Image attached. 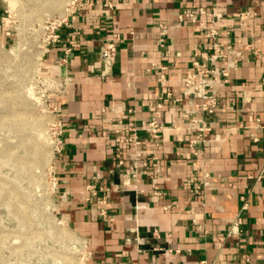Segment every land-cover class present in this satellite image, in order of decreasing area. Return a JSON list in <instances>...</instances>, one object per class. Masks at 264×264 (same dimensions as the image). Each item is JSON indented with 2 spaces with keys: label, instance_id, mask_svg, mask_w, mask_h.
<instances>
[{
  "label": "crops",
  "instance_id": "crops-1",
  "mask_svg": "<svg viewBox=\"0 0 264 264\" xmlns=\"http://www.w3.org/2000/svg\"><path fill=\"white\" fill-rule=\"evenodd\" d=\"M186 7L222 18L178 23ZM160 23L169 26L161 47ZM56 31L43 63L45 76L59 69L66 81L54 99L65 143L56 198L84 264H264V0H80ZM107 41L118 54L101 76ZM211 54L217 107L201 114L181 75ZM128 109L137 126L155 117L158 137L138 128L140 143H118L112 126ZM135 151L148 168L133 171Z\"/></svg>",
  "mask_w": 264,
  "mask_h": 264
},
{
  "label": "rangeland",
  "instance_id": "rangeland-1",
  "mask_svg": "<svg viewBox=\"0 0 264 264\" xmlns=\"http://www.w3.org/2000/svg\"><path fill=\"white\" fill-rule=\"evenodd\" d=\"M80 0H0V264H84L56 198L51 31ZM13 3V4H12Z\"/></svg>",
  "mask_w": 264,
  "mask_h": 264
},
{
  "label": "built area",
  "instance_id": "built-area-1",
  "mask_svg": "<svg viewBox=\"0 0 264 264\" xmlns=\"http://www.w3.org/2000/svg\"><path fill=\"white\" fill-rule=\"evenodd\" d=\"M200 15H207L209 18L210 23L221 20L222 15L219 12H208L205 8L203 7H195V8H183L179 13H178V23H183V22H194L197 20V18ZM245 13H241L239 20L242 21L244 18ZM61 24V23H60ZM59 26V25H58ZM56 26L54 29L51 31L50 39L48 44H55L60 41V36L58 32L56 31L57 27ZM169 26L166 24H159V32L157 34V42L158 45L161 47L164 43V35H166L168 31ZM209 35H216L218 32L216 31L215 28H209ZM48 48V47H47ZM118 50H117V45L114 41H107L105 42L101 47H100V61L102 64V70H101V76H107L111 72V68L113 63L115 62L117 58ZM219 55L217 54H211L207 56L204 60V63L198 64L196 62V66L199 67L198 70H192V71H187L181 75V81L183 84V91L182 95L183 97L190 99V103H193V101L199 100V108L196 109L201 114H211L216 110L217 107V99L216 95L213 93V91L210 88V82L209 80L205 77V72L209 71H214L218 72L217 69H204L206 66V63L209 61H214L218 58ZM58 67V66H57ZM223 75L227 74V70L223 69L221 71ZM65 77H63V74L60 73L59 69L58 72H55L54 75L52 76H43V80H46V82L49 85L50 91L48 92L47 96L53 99L52 101V106L50 107L52 112L57 118V138H56V152L55 154L61 152V150L64 148V138H63V130L61 126V120L58 116V112L60 111V105L54 102V99L57 98L58 96L62 95L64 91V86H65ZM168 97V96H167ZM165 97L162 100H160L157 103V106L161 107L164 102L168 101V98ZM181 98L178 97L175 100H180ZM131 109H128L127 112H123L122 115L119 117V121L114 124L113 130L116 133L115 140L120 143L121 145L123 144H128V143H134L138 144L140 141L138 140L136 136V131L138 128H142L149 132L153 137H158L160 130L162 129V126L157 123V120L155 117H151L150 120L148 121H141L140 125H136V123L130 118V111ZM126 120V121H123ZM202 120L201 118L198 119ZM125 122V123H124ZM117 125L118 127H115ZM194 128H197L202 133V137L196 134V137L201 139V141L204 143L207 141L205 139L206 132H207V127L204 123H202L199 126H195ZM126 132L132 133L133 135H127ZM197 138L190 139V145L194 146L196 143ZM253 140H256L257 137L253 135L252 137ZM156 146H158V143H155ZM142 153L140 151H135L134 152V159H133V171H136L137 164L141 163V166L144 168H148L149 164L146 160H142ZM121 163V161H119ZM135 176V172L132 174ZM208 179H209V174L208 172L204 171L203 176H202V183L201 186L200 184L195 183L194 185V191L197 193L200 190V187H204L208 184ZM93 186L88 185V189H90ZM92 194H94V191L92 190ZM240 222V219L238 218L233 224H237Z\"/></svg>",
  "mask_w": 264,
  "mask_h": 264
},
{
  "label": "bare ground",
  "instance_id": "bare-ground-1",
  "mask_svg": "<svg viewBox=\"0 0 264 264\" xmlns=\"http://www.w3.org/2000/svg\"><path fill=\"white\" fill-rule=\"evenodd\" d=\"M13 4V3H12Z\"/></svg>",
  "mask_w": 264,
  "mask_h": 264
}]
</instances>
